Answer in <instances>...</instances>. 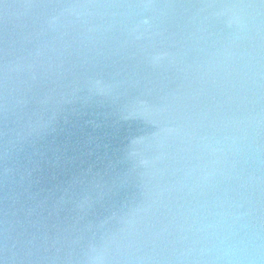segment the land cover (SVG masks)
<instances>
[{"label":"water","instance_id":"water-1","mask_svg":"<svg viewBox=\"0 0 264 264\" xmlns=\"http://www.w3.org/2000/svg\"><path fill=\"white\" fill-rule=\"evenodd\" d=\"M0 264H264V0H0Z\"/></svg>","mask_w":264,"mask_h":264}]
</instances>
